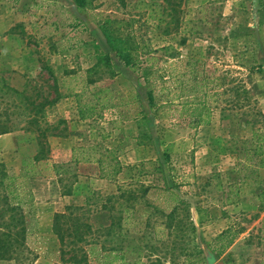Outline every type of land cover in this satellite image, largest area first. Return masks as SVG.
<instances>
[{
	"label": "rangeland",
	"instance_id": "374dc122",
	"mask_svg": "<svg viewBox=\"0 0 264 264\" xmlns=\"http://www.w3.org/2000/svg\"><path fill=\"white\" fill-rule=\"evenodd\" d=\"M87 1L0 0V125L11 129L0 163L17 176L45 147L28 160L44 177L18 181L32 201L10 261L74 264L81 246V264H264V0ZM104 23L136 50L138 73L108 49ZM111 157L120 171L101 178ZM56 213L70 231L74 218L90 227L64 257Z\"/></svg>",
	"mask_w": 264,
	"mask_h": 264
},
{
	"label": "trees",
	"instance_id": "16d2710c",
	"mask_svg": "<svg viewBox=\"0 0 264 264\" xmlns=\"http://www.w3.org/2000/svg\"><path fill=\"white\" fill-rule=\"evenodd\" d=\"M74 5L79 10H84L89 5L87 0H73ZM99 30L104 37L105 43L108 49L116 55L118 60L129 70L134 73H138L140 71V59L136 55V50L130 45L128 39H124L116 35L115 31L106 23L99 24ZM174 58L175 55H172ZM194 79H196V74L194 73ZM148 83V79H147ZM146 99L148 103V107L151 111L158 110V92L154 88H148L146 91ZM32 122V121H30ZM33 122L36 123L35 116H33ZM1 124V123H0ZM11 132V129H8L5 125H0V136L5 135ZM44 132H39V136H42ZM45 151V147H41L36 156L30 159H24L22 161V168L17 176H11L6 171V167L3 163H0V261H20V256L23 254L26 248V240L28 237V219L30 214L25 211L24 206L29 205L31 199L25 200L26 195L29 196L30 192H25L22 189L21 183H18L19 180L25 179L28 177H44L43 175H39L38 172H33L30 170V160L33 164L39 163L44 159L43 152ZM108 165L111 167L112 171H103L101 178H108L117 174L120 171V163L115 157H111ZM108 166V167H109ZM104 167H101V169ZM59 183L63 191L61 195L69 196V189H64L62 186V180L59 179ZM30 197V196H29ZM114 197L107 198L104 204H109L112 202ZM73 209L75 211H79V208L66 207V212ZM105 205H103L101 211L106 210ZM110 209V208H109ZM108 209V210H109ZM127 212V209L123 210ZM201 211L199 210L198 214L200 216ZM81 218H74L75 224L73 223L72 227H75L73 231H70L68 221L70 217L67 216L66 213H56L53 219L52 231L55 237L58 240L61 256H65L68 251L66 248L69 247V241L67 238L73 234V237L76 239L75 244L79 245L84 242L85 232L80 231L81 227L88 228L90 227L80 221ZM200 222L204 221L203 217L199 218ZM118 221H122V218L119 217ZM262 229L264 228V219L261 222ZM232 230H225L219 235L216 240L220 242L222 245L219 247V251H217L216 255L219 256L221 253L228 247L233 244L235 234L231 233ZM226 242L224 243V241ZM74 245V243H71ZM70 252H73L72 256L69 257L68 260L63 259L64 262L73 261L74 264H81L82 262H86L84 255H81L80 259H78L77 254L82 251V247L78 246L73 251L69 249ZM36 258V257H35ZM23 260V259H22Z\"/></svg>",
	"mask_w": 264,
	"mask_h": 264
},
{
	"label": "crops",
	"instance_id": "0c3cea01",
	"mask_svg": "<svg viewBox=\"0 0 264 264\" xmlns=\"http://www.w3.org/2000/svg\"><path fill=\"white\" fill-rule=\"evenodd\" d=\"M258 60H259V59H258ZM0 264H14V262H12V261H9V262L1 261Z\"/></svg>",
	"mask_w": 264,
	"mask_h": 264
}]
</instances>
